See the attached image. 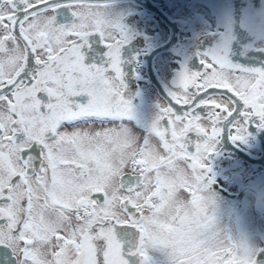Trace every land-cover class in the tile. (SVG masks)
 <instances>
[{"label": "snow or ice", "instance_id": "6c2138e0", "mask_svg": "<svg viewBox=\"0 0 264 264\" xmlns=\"http://www.w3.org/2000/svg\"><path fill=\"white\" fill-rule=\"evenodd\" d=\"M107 8L0 0V264H264L219 234L205 195L224 133L264 129V67L206 53L139 127Z\"/></svg>", "mask_w": 264, "mask_h": 264}, {"label": "flooded vegetation", "instance_id": "af4514ba", "mask_svg": "<svg viewBox=\"0 0 264 264\" xmlns=\"http://www.w3.org/2000/svg\"><path fill=\"white\" fill-rule=\"evenodd\" d=\"M90 2L102 8L108 5L109 17L118 21L128 36L121 50L124 99L132 105L130 123L139 127H146L155 118L157 105L169 106L168 93L183 67L190 73L204 71L200 58L206 53L244 68L264 67V0ZM104 51L99 39L93 38L92 51L85 54L95 61ZM207 164L212 181L208 192L222 193L231 200L227 230L236 242L230 224L243 203L248 201L256 215H264V129L253 124L243 142L231 141L225 132ZM258 218L264 221V216ZM244 241L248 246L249 240ZM249 246L264 248V235ZM4 251L0 249V253Z\"/></svg>", "mask_w": 264, "mask_h": 264}, {"label": "rangeland", "instance_id": "374dc122", "mask_svg": "<svg viewBox=\"0 0 264 264\" xmlns=\"http://www.w3.org/2000/svg\"><path fill=\"white\" fill-rule=\"evenodd\" d=\"M147 116L150 118L151 115L148 114ZM205 195L212 200L210 213L214 216V226L216 230L221 236L230 238L231 236L227 230V225H229L228 216L231 209V200L222 193L220 196H217V194L213 195L211 192H208V190H206ZM249 204L248 201L243 203L242 209L236 212L230 224L233 228L232 233L237 243L244 244V240L246 239L249 240V244L255 240L260 242V237L264 235V221H259L258 218L264 215H261V213L256 215L253 207Z\"/></svg>", "mask_w": 264, "mask_h": 264}]
</instances>
